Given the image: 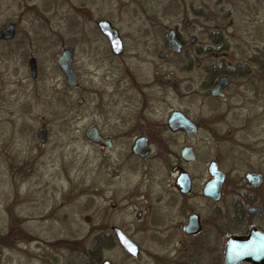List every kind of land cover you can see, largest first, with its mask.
Returning <instances> with one entry per match:
<instances>
[{"label":"rangeland","instance_id":"374dc122","mask_svg":"<svg viewBox=\"0 0 264 264\" xmlns=\"http://www.w3.org/2000/svg\"><path fill=\"white\" fill-rule=\"evenodd\" d=\"M102 19L118 31L123 43L118 56L97 28ZM7 22L17 23V30L13 39L0 42V264L93 263L97 254L90 251V230L110 219L103 221L101 214L107 213L109 198L116 197L107 193L90 198L79 192L89 190L94 147L83 136L95 119L89 84L99 82L109 93L118 79H124V88H132L131 80L149 85L144 93L154 99L149 102L155 108L148 115L152 121L164 123L171 110H180L198 124L194 135L161 128L154 140L162 147L194 148L188 172L195 183L205 176L209 160L225 171L221 206L226 236L235 227L264 228V101L247 91L240 100L207 104L197 91L205 84L206 69L220 66L211 52L224 57L219 71L247 60L254 47L264 51V0H0V28ZM171 27L177 28L184 51L194 57L189 67L167 54L163 38ZM189 35L196 36L192 46ZM64 47L73 51L77 87L66 86L57 67ZM159 51L164 59L157 57ZM30 57L37 63L35 78L27 67ZM236 67L232 70L238 71ZM78 97L82 106L76 103ZM242 124L246 127L241 135L237 129ZM40 126L47 129L43 144L36 138ZM132 139L117 136L115 142ZM250 170L263 175L256 190L244 180ZM171 175L162 171V176ZM127 180H114L113 188L131 186L134 177ZM249 206H259L260 213L247 215ZM85 215L91 222L83 221ZM159 253L146 242L135 259L124 257L118 246L104 249L102 259L162 264Z\"/></svg>","mask_w":264,"mask_h":264},{"label":"flooded vegetation","instance_id":"af4514ba","mask_svg":"<svg viewBox=\"0 0 264 264\" xmlns=\"http://www.w3.org/2000/svg\"><path fill=\"white\" fill-rule=\"evenodd\" d=\"M189 25V22L185 23V27H189ZM16 27L17 23H15V33ZM173 28L181 48L179 52H172L164 41L167 54L172 53L174 57H180L185 66L189 67L193 64L194 57L184 51V41L180 38L177 28ZM192 36L195 37L193 43L189 41ZM195 43L196 36L189 35L188 44L192 46ZM258 50L257 47H254L247 60L241 56L244 61L240 59L233 66L229 65L233 68L237 66L238 71L232 70L233 68L217 71L223 65L224 57L221 53L211 52V57L216 61L219 60L220 66H209L210 68L206 69L204 73L206 75V79L203 80L205 84L197 89L203 94L207 104L230 100L233 97L235 101L240 100L247 91L252 93L254 99L264 101V57H262L264 51L259 53ZM160 52L163 53L162 57H159ZM121 53L112 54L118 56ZM205 53L208 54L209 51L206 49ZM157 57L164 59L166 55L163 51H159ZM229 66L225 65L224 68H231ZM105 76L107 75L100 76L101 83ZM219 76H226L229 79L228 83L222 90L223 96H212L211 89ZM76 78L78 86L77 75ZM123 81L124 79H118L115 85L111 86L109 93L103 89L102 85H98L99 82L96 86L89 84V91L96 101L93 107L95 119L84 129L83 136L94 147H92L89 157V190L87 192L86 189L82 191L79 189V192L87 194L90 198L105 197L107 193L117 198L111 196L107 213L101 214L104 216L103 221L106 220V216L110 219L90 230L92 233V235L90 234L91 245L97 254L91 264H100L103 260H108L102 259V251L114 246L121 249L124 257L135 259L146 242L159 248V258L163 261L162 264H225L227 237L243 238L252 228L262 232H264V228L250 224L247 228H241L244 229L243 233L239 234L238 232L226 236L224 209L221 206L227 177L225 171L219 168L216 160H209L204 170L205 176L198 178L195 183L188 172V166L194 160V148L190 145L162 147L157 143V140H154L157 131L161 128L171 132L166 121L173 111L183 114L195 125L196 131L186 134L182 129H179L171 133L194 135L198 131V124L180 110H171L164 123L152 121L148 115H151L155 110L154 106L150 104L154 103V99L144 93L145 87L148 88L149 85H137L131 80L132 88L128 85L124 88ZM172 84H174L173 81ZM129 89L131 92L128 91ZM188 89L190 88L188 87ZM76 103L82 106L83 98L78 97ZM91 125L103 138L110 140L108 146L86 138V129ZM245 127L246 125L242 124L237 131L239 130L242 135ZM124 135H130L133 138L131 143L117 144L115 142L117 136L124 137ZM139 137L146 139L143 147H135L134 141ZM185 149L191 150L192 159L185 160L181 156V152ZM212 162L215 163L216 171L223 172L225 175L224 180L217 187V199L205 194L206 184L213 179L209 172ZM163 170L172 175L162 176ZM80 174H82V170ZM256 174L261 175V183L255 186L252 181ZM127 176L134 177L131 186H125L121 191L115 190L113 188L114 180L119 183L128 182ZM244 180L248 184V188L256 190L263 183V175L258 171L250 170L245 173ZM255 207L259 208L258 213L249 215L246 212V214L249 216L258 215L261 208ZM83 221L91 222V216L85 215ZM57 225L63 227L60 223ZM116 230L121 231L137 246L136 256L132 257L122 249L116 237ZM239 264H264V261L262 263L245 261Z\"/></svg>","mask_w":264,"mask_h":264},{"label":"water","instance_id":"95a60500","mask_svg":"<svg viewBox=\"0 0 264 264\" xmlns=\"http://www.w3.org/2000/svg\"><path fill=\"white\" fill-rule=\"evenodd\" d=\"M100 33L107 39L110 50L113 54L121 53L123 49L122 41L119 37L117 30L110 25L106 20H99L96 23ZM15 35V23L8 22L0 29V41H9L14 38ZM195 37H190L189 41L194 42ZM164 41L166 46L172 52H179L181 45L175 37V29L170 28L167 30ZM163 53H159V57H162ZM73 51L69 47L61 49L59 56L57 57V67L64 76L65 83L68 87L77 86V78L73 70L72 65ZM27 67L31 78L37 76V63L34 57H30L27 61ZM226 76H219L216 78L215 83L211 89L212 96H223L222 90L228 83ZM80 101V100H79ZM167 127L171 132H176L182 129L186 134H192L196 131L195 125L189 121L183 114L177 111H173L169 114L167 121ZM85 136L88 140L95 143H101L105 146L110 144L109 139L103 138L97 129L91 125L86 129ZM47 130L45 126H40L36 130V138L39 143L43 144L46 141ZM146 139L139 137L134 141L135 147H143ZM188 147V146H185ZM181 156L185 160L192 159V153L190 149H185L181 152ZM209 172L213 176V179L209 181L205 186V194L213 199L218 198L217 187L220 182L224 180V173L218 172L215 169V163L212 162L209 167ZM252 181L253 185H259L261 183V175L256 174ZM247 214L254 215L259 212V208L255 206H249L246 210ZM116 237L120 243L122 249L130 256H136L138 253L137 246L129 240L121 231L116 230ZM225 264H239L245 261H251L259 263L264 261V232L252 228L248 234L243 237H227L225 244ZM100 264H111L108 260H103Z\"/></svg>","mask_w":264,"mask_h":264},{"label":"trees","instance_id":"16d2710c","mask_svg":"<svg viewBox=\"0 0 264 264\" xmlns=\"http://www.w3.org/2000/svg\"><path fill=\"white\" fill-rule=\"evenodd\" d=\"M62 88H64V90L65 91H67V87L66 86H62ZM65 113V112H64ZM64 113H63V116H61V117H63V119L64 120H66V117H65V115H64ZM238 218H240V217H238ZM243 228V227H242ZM235 231H233L231 234H235V233H238L239 232V234L240 233H243V230L241 229V228H238V227H235V229H234ZM92 250H94L93 249V247H92V245H91V247H90V251L92 252ZM95 259V256H93L92 258H91V261H93Z\"/></svg>","mask_w":264,"mask_h":264}]
</instances>
